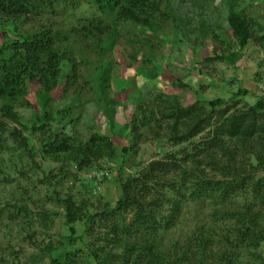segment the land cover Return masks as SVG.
Listing matches in <instances>:
<instances>
[{
    "label": "rangeland",
    "instance_id": "obj_1",
    "mask_svg": "<svg viewBox=\"0 0 264 264\" xmlns=\"http://www.w3.org/2000/svg\"><path fill=\"white\" fill-rule=\"evenodd\" d=\"M74 2L20 25L25 29L48 25L65 33L68 40L61 47L69 51L71 61L46 106V119H36L38 105L32 89L12 102L17 121L4 117L0 101V264H50L52 253L73 246L89 258L92 249L101 261L108 258L112 264H125L123 254L128 257L126 264H134L135 259L137 264H149L147 246H154L156 254L169 261L185 260L184 254L188 258L193 252V264H199L204 257L194 236L202 234L210 242L208 259L214 260L218 249L228 248L236 264H264V242L257 250L242 245L231 250L240 227L231 218L244 206L262 208L253 204L256 196L243 192L222 202L215 187L209 195V184L222 179L216 165L198 149L206 144L210 128L178 143L172 118L167 117L171 106L165 102L175 97L182 107L204 108L221 98L239 108L263 97L264 0H169L162 6L157 32L119 23L115 44L103 54L73 28L80 30L82 24L89 25L85 18L95 17V23L104 20L110 26L113 16L99 12L92 0ZM232 10L242 11L253 24V37L244 48L230 28ZM0 41H4L2 33ZM234 53V59H229ZM104 64L111 67L108 84L99 79L98 65ZM108 108L115 113V130ZM58 118L61 135L83 141L95 133L108 135L113 153L108 150L100 165L92 164L75 177L76 164L68 153L59 158L43 147ZM35 125L45 129L35 130ZM183 127L179 125L180 130ZM209 153L212 160H228L220 150L211 148ZM171 159L190 172L182 174L179 169L168 175L181 192L171 191L168 196L182 201L173 224L153 234L152 230L140 235L118 232L114 241H105L110 236L99 220L109 217L103 211L115 206L127 178L144 171L153 160ZM98 167L107 170L102 179L91 177L104 170ZM69 195L80 210L73 224L63 203ZM95 214L93 225L89 221ZM125 220L130 223V213ZM44 247H51L45 256Z\"/></svg>",
    "mask_w": 264,
    "mask_h": 264
},
{
    "label": "trees",
    "instance_id": "obj_2",
    "mask_svg": "<svg viewBox=\"0 0 264 264\" xmlns=\"http://www.w3.org/2000/svg\"><path fill=\"white\" fill-rule=\"evenodd\" d=\"M92 1L99 12H107L113 16L109 19L111 25L109 26L104 20L95 23L94 19L97 17L85 18L84 20L89 21V25L82 24L80 30L79 28H73V30L84 36L85 40L94 43L98 54H103L115 44L119 23H130L147 28L149 32H157L159 14L163 4L169 0ZM68 2L69 0H0V33L4 35L3 43L0 41V101L4 102L2 108L4 117L18 120L12 102L26 97L25 95L31 89L38 105L37 121L48 117L49 112L46 106L59 86L65 65L71 61L69 51L61 47L68 39L65 33L48 25H42L38 29L20 28V25L43 14L55 13ZM229 24L240 48H244L253 37L254 28L250 19L245 17L242 11L232 10L229 15ZM236 55V53L231 54L229 59L233 60ZM98 68L101 70L99 79L108 84L111 67L109 64H104L98 65ZM38 85L39 89L36 88ZM165 102L171 106L167 117L172 118L174 124L172 129L178 143L188 141L191 137L210 128L206 144L198 149L216 165L215 170L219 169L222 179L209 184L208 189L211 190L208 192L209 195L215 187L214 191L217 190L220 194V200H218L222 202L243 192L247 196H256V202L253 204H258L262 208L253 209L249 205L244 206L242 211L237 212L235 218H231L240 224L236 235L233 236L231 250L234 251L241 245L259 249L264 242V97L252 106L239 108H236V104L226 105L227 102L221 98L207 102L204 108L203 106L182 107L175 97ZM108 114L111 129H114L113 109L108 108ZM59 122L58 118L56 127L54 125L49 129L50 135L44 137L43 147L47 153H53L59 158L62 154L68 153L76 164L75 177L92 164L100 165L99 162L106 156V152L108 150L112 152V138L108 135L95 133L91 139L83 141L77 137L61 135ZM144 123L147 125L149 121L145 120ZM184 124V129L180 130L179 125ZM34 129H45V126L35 125ZM232 144L236 146V149L231 148ZM211 148L220 150L225 157H228V160L223 163L216 157L212 160L209 153ZM124 149L127 150L126 147ZM194 155L196 154L192 153V156ZM98 168L104 169V167ZM179 169L182 174L190 173L188 167L183 168L182 164L175 160H153L144 171L127 178L123 184V195L114 207L106 206L103 211L107 213V217L109 214V217L104 220L101 217L99 220L110 236L105 238V241H114L115 234L118 232L140 235L145 230H152L151 234H153L161 228L172 225L182 209V201L171 195L168 196V193L175 190L181 193L168 175L173 170ZM63 203L66 218L70 224H73L80 214L77 202L69 195L64 198ZM167 208L168 212L164 213ZM126 213L131 214L130 223L125 220ZM97 215H92L90 218L89 222L93 225L96 220H92ZM72 231H75L74 228ZM194 238L198 241L199 253L204 257L199 260V264H236L237 259L228 254V248L226 251L218 249L215 251L217 253L215 259L212 260V256L208 259L209 240L205 238V234L194 236ZM72 241L70 238V242ZM50 248L44 247L42 255L45 256ZM147 250L152 262L158 260L161 264H193V252L188 258L184 254L185 260L169 261L163 256H158L154 246H147ZM88 251L91 252L90 258L82 255V251L77 246H73L71 250L58 251L56 255L52 253L49 263L112 264L108 258L101 261L94 250ZM108 257L111 259V256ZM122 257L126 264L127 255L123 254ZM256 257L262 256L257 254ZM133 262L137 264L136 259Z\"/></svg>",
    "mask_w": 264,
    "mask_h": 264
},
{
    "label": "built area",
    "instance_id": "obj_3",
    "mask_svg": "<svg viewBox=\"0 0 264 264\" xmlns=\"http://www.w3.org/2000/svg\"><path fill=\"white\" fill-rule=\"evenodd\" d=\"M262 95L264 97V88L262 90ZM106 173H107V170H101V171H99V173L91 175V177L102 179L105 176Z\"/></svg>",
    "mask_w": 264,
    "mask_h": 264
}]
</instances>
